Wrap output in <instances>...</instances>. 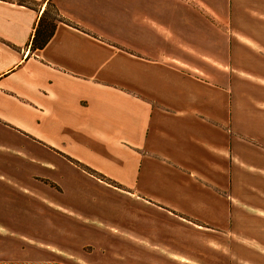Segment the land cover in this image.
Returning <instances> with one entry per match:
<instances>
[{"label":"crops","instance_id":"crops-1","mask_svg":"<svg viewBox=\"0 0 264 264\" xmlns=\"http://www.w3.org/2000/svg\"><path fill=\"white\" fill-rule=\"evenodd\" d=\"M254 1L244 6L262 15L242 9L238 24L264 51V0ZM199 2L205 12L214 8L213 0ZM48 5L61 20L46 44L32 49ZM184 9L181 0H0V221L10 229L0 225V264H92L69 252L108 239L98 222L73 224L80 231H70L68 222L64 229L45 223L36 236L54 244L14 233L15 224L29 225L30 209L45 219L69 216L63 199L79 186L115 191L143 207L150 217L140 211L132 217L155 221L140 233L168 245L126 236L161 251L163 264H182L180 255L198 264H264V177L238 179L252 169L246 163L264 164V146L229 133L223 85L200 77L196 63L179 65L188 61L182 44L211 50L208 38L204 49L196 41L200 27L182 20ZM247 52L233 51L237 66ZM194 155L203 174L181 166L193 164ZM70 158L119 188L88 179ZM229 173L237 177L231 183ZM233 199L247 211L236 210ZM181 220L199 221L205 230Z\"/></svg>","mask_w":264,"mask_h":264},{"label":"rangeland","instance_id":"rangeland-1","mask_svg":"<svg viewBox=\"0 0 264 264\" xmlns=\"http://www.w3.org/2000/svg\"><path fill=\"white\" fill-rule=\"evenodd\" d=\"M253 1L254 0H213L214 8L205 12L203 8L200 9L199 5H196L197 3H200L199 0H181L182 7H185L184 12H182V20H184V23L186 24L187 21H191L193 25L200 27L202 32L196 31V41H201V46L204 49L205 40L208 38L209 42H211V50L209 51L210 53H206L205 50L199 51L197 49L196 51L192 45H189L188 43L184 45L182 44L181 50L185 51L183 54L187 55L188 61L182 62L183 64L177 63L181 66L190 65L192 67L196 63L198 68L202 66L207 67L209 70L212 69V71H209L208 74H205L204 71H201L198 68L196 72L200 75V77H203L206 81L211 82L214 85H223V89L226 91V98L228 96L229 100V133L231 134L233 131L235 135L246 139V141L250 142V144L254 147L255 145L263 147L264 51L257 49V46L252 42V40L247 38L244 33H241V29L238 24V18L243 13L242 9L248 11L246 12V15L250 14L252 16L254 15V17L259 16L260 13H252V10L255 9L254 7L251 8L250 5L249 7L244 6L245 3L249 4L255 2ZM189 4L192 7L190 8V13L188 14ZM237 7L240 10L239 12ZM45 13L43 27L41 28V38L49 32L51 24L54 23L56 19L55 12L50 5L47 6ZM148 16L152 19L154 17V11L149 9ZM206 25L211 26V28L207 27L208 30L210 29L209 34L205 33ZM185 35H189V33L186 32ZM188 38H190L191 41L193 39V37H187V39ZM184 39L185 37H183V40ZM237 47H244L245 49L252 51V53L247 52L248 54H245V58L249 59H243L241 66H237L236 63H238V60L233 58V51H235ZM227 52L228 58L225 56ZM222 53L225 56L223 59L220 58ZM256 59H260L261 61H259L263 65H258L255 61ZM259 66H262L260 67V71L258 70ZM225 75H228V77ZM70 161L74 162L75 160L73 161L70 158ZM230 161H234L235 166L240 167L241 163L236 159V156L232 159L230 155ZM74 163L80 164L77 161ZM78 166L83 167L85 172L84 176L88 177V179L103 180L104 182L119 188L118 181L110 177L108 178L83 164ZM181 166H184V169L187 171L194 170L203 174L199 170L201 162L200 160H197L195 155L193 158V164ZM244 166L252 169H248L245 172L242 171V173H245L244 175L246 177L240 176L238 179L251 178L250 176L253 174L258 178L264 177V164L256 165L246 163ZM184 173L186 175L185 178L188 179L189 174L187 172ZM236 178V176L232 177L230 175V183L232 180H236ZM122 180L123 182L125 181L124 178H122ZM121 193L125 194V192ZM232 202L234 203L236 210L247 211L246 209L240 207V202L237 199H233ZM63 205L67 206V210L70 212L68 214L69 216L59 214L56 219H45V217L38 215V213H42L39 209H30L33 213H35V216L28 211L31 215L29 225L25 226L22 223L15 224L14 228L16 229L14 233H16V235L21 233L26 236L30 235L32 239L35 238L38 242L41 240H50L54 244L55 239L51 237L36 236V232L39 231V228L44 227L45 223L49 228L56 229L58 227L60 228L61 225L64 229L65 226L67 227L66 223L68 222L71 231L79 230L77 229L78 226H73V224L79 225L81 228H86L93 227L94 223L98 222L104 227L97 228L96 230L103 232L104 235L108 234V239L99 243L92 241L91 239L88 243L84 242L81 245L83 253L73 251L69 252L72 259H80L81 261L87 260L92 264H163L161 251L148 247L146 248L141 244H136L130 240L132 238L126 236V234H129L133 237L138 236L139 238H146L149 245L152 244L159 247L168 245L167 243L162 242L161 239H153L149 234L140 233L139 230L141 228L148 227L151 230V228L154 227L153 222L155 219H148L147 221L144 218L132 217L133 213L136 211L142 212L143 215L149 217L151 216L150 214H147V211L143 207L134 201L123 197L115 191H110L105 188L100 191L92 189L91 187L79 186L77 188L69 187L68 200L66 202V200L63 199ZM22 210L25 211L26 209L22 208ZM248 210L251 211V209ZM162 222V220L159 221L160 226H162ZM181 222L190 224L191 227L201 230H205L206 226L196 220H192L191 222L181 220ZM0 225L5 229L10 230L8 225H6L3 221H0ZM197 225H202V227H197ZM94 227H96V225ZM180 237L183 240L188 239L185 234H180ZM180 245H182L181 241ZM92 246L95 248L93 251ZM180 252H182V250ZM196 252L198 253V251H193L192 254H195ZM80 254H85L84 258L86 259H84ZM180 257L182 264H198L194 260H189L187 256L180 255Z\"/></svg>","mask_w":264,"mask_h":264},{"label":"trees","instance_id":"trees-1","mask_svg":"<svg viewBox=\"0 0 264 264\" xmlns=\"http://www.w3.org/2000/svg\"><path fill=\"white\" fill-rule=\"evenodd\" d=\"M52 7V9L55 12V16L56 19L54 21V23L51 24V27L49 29V32L47 34H45L42 38H41V33H42V27H43V22L45 19V12L46 10L43 12L42 16L40 17V20L38 22L37 27L35 28V32L34 35L32 37V42H31V48L36 49V48H42L46 42L49 40V38L52 36L53 31L55 29V26L57 24V22H59L61 20L58 12L56 11V9L53 7V5H50ZM80 165V164H79Z\"/></svg>","mask_w":264,"mask_h":264}]
</instances>
